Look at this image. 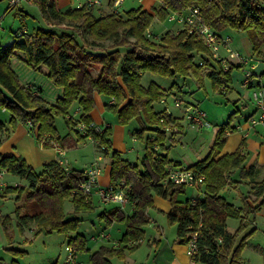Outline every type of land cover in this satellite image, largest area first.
<instances>
[{"label":"trees","instance_id":"trees-1","mask_svg":"<svg viewBox=\"0 0 264 264\" xmlns=\"http://www.w3.org/2000/svg\"><path fill=\"white\" fill-rule=\"evenodd\" d=\"M29 1L38 5L49 28L20 29L14 32L11 44L0 47V105L10 111V124L15 127L29 120L38 143L43 144L45 137L55 138L60 143L64 139L57 132L56 115L69 116L67 121L76 132H80L76 124L83 121L87 131L79 135V140L92 137L98 150L103 147L101 152L111 153V182L132 183L130 198L135 207L126 218L127 227L120 244L100 246L91 254L90 264H113L112 258L124 259L127 252L139 247L155 194L170 201L168 222L177 225L180 243L188 244L197 234V250L193 255L196 262L245 264L241 249L256 228L249 229L240 240L239 231L228 230L227 219L240 218V228L255 221V215L264 207V176L258 179L259 167L255 164L245 166L247 155L243 144L231 153L220 155L228 137L226 130L232 129L228 120L219 128L209 154L188 166L205 176L200 195L191 197L187 192L192 187L171 182L167 178L168 169L181 164L158 149L161 145L166 150L162 142L168 135L164 126L169 120L162 122L159 116L162 110L154 108V103L161 101L168 91L154 82L145 87L142 75L146 71L171 77L193 75L202 83L206 72L214 87L229 83L231 70L223 71L220 62L210 58L203 41L187 30L179 33L168 30L159 40L148 37L146 30L155 17L165 20L171 12L197 4L206 23L219 32L227 29L246 32L257 51L264 44V0H160L163 5L155 13L141 5L111 13L113 0L108 11L101 13H97L96 7L63 10L58 0ZM107 41L111 43L104 44ZM13 58L23 59L33 70H46L54 84L62 88L55 103L45 99L41 87L34 91L31 86L20 83L12 68ZM201 60L204 64H200ZM96 94L112 98L105 108L117 114L119 124L126 125L132 119L139 122V127L130 133L132 138L146 143L141 164L130 162L114 149L112 127L101 131L94 128L92 111L96 107ZM75 102L82 111L78 119L69 113ZM235 114L234 111L230 116ZM147 131L156 132V137L146 136ZM6 132V123L0 118V146ZM238 169L251 186L250 191L241 196L240 206L222 194L224 188L236 183L233 177ZM1 171L10 172L28 184L23 202L15 210L21 230L35 224L37 232H77L70 237L69 244L77 252L89 251L88 238L78 233L81 219L68 217L63 209L64 200L69 197L77 210L94 208L91 199L79 190L86 179L83 170H69L60 161L53 160L37 171L24 157L3 155L0 151ZM24 188L25 185H7L5 193L18 191L20 199ZM100 217L107 218L109 224L114 219H124L119 208L102 211ZM8 219L6 217L4 222ZM129 243L133 244L129 246Z\"/></svg>","mask_w":264,"mask_h":264},{"label":"rangeland","instance_id":"rangeland-1","mask_svg":"<svg viewBox=\"0 0 264 264\" xmlns=\"http://www.w3.org/2000/svg\"><path fill=\"white\" fill-rule=\"evenodd\" d=\"M2 1L4 3L9 2L8 0ZM24 2L27 1L19 3L13 8L12 12H17V10L22 5L28 4ZM136 4L137 2L134 3V5ZM130 5L131 2L126 1L124 3L123 9H126V7H129ZM29 7V16H27L28 21H22L20 18H18L13 27L14 31L23 28L31 30L34 27L46 29L49 28L47 22L44 19L38 17V5H29ZM174 24L175 23L170 22L168 18L161 20L158 17H155L150 26V30L158 35H154L155 38L153 39L159 40L160 37L163 36L168 30H170V32H175L174 30H171ZM228 32L231 35H234V33L237 34L239 31L228 29ZM110 43V41L104 42L106 45ZM12 68L17 73L21 84L29 85L30 83H36L37 85H40L42 87V94L49 103H55L57 97L62 94V88L54 84L52 79L47 76L46 70L42 72L33 70L21 58L12 59ZM236 69L239 70V73L243 78V68L236 67ZM152 82L160 85L163 89H165V92H170L167 97V104H163L161 101L155 102V110H164L166 106L169 109L168 111L172 112L175 117H177V121L172 123L174 129H176L174 132L175 138L172 140L170 138L171 132L168 133L169 135H167L166 138L168 142H166V144V140L162 142L164 146L166 145V150H164L165 148L161 147V145H158V149L160 151H167L171 157L176 160H180L181 163L186 167L207 156L214 145L217 131L224 123H226L228 120H231V124H237L239 121H245L250 110L255 107V103L253 104L254 101L251 99L253 93L252 89L244 88V98L242 101H238L235 99L236 95H230V92H228L229 88L227 92L224 93L220 86L214 87L211 79L208 76H206V78L204 77L203 82L200 83V81L197 80L193 75H189L184 78L180 75L175 77L165 76L152 71H146L143 73L142 84L147 87ZM103 96L104 98L107 97L104 94ZM176 96L183 98V100L186 102L198 104L203 110L206 111L207 116L204 126H194L187 122L186 118L184 117V110L182 108L176 107L174 104V99ZM243 102H245L247 106H243ZM77 107L78 102H75L72 105L69 113L71 115L73 114L74 116ZM235 110L237 113L233 116H230ZM0 117L4 121L9 120L11 117L10 111L1 105ZM79 117L75 116L77 119ZM105 117L110 119L113 129L115 125L119 124L118 116L113 111L107 110ZM55 124L57 132L61 136H65L68 133L73 137L77 136L70 127L67 121V116L61 114L56 115ZM123 126H125L124 132L122 129L117 132V142L120 145L119 148H125L123 155L132 162L140 161V159L146 153V143L142 140L132 138L130 133V130L139 127V122L136 119H132L128 124ZM257 127L258 129L262 128L260 125ZM146 136L156 137V132L147 131ZM262 136L264 137V133H262ZM98 152L99 154L103 155V152L99 150ZM93 155L95 156V149L92 143L87 142L81 144L79 145V148H73L66 151L65 165L71 169H82V165L89 161ZM261 158H264V147L261 149ZM258 167L259 174L257 177L259 180H261L264 176V167L261 165H258ZM239 171L240 170L236 171L237 174L235 173L236 178H240V180L244 182L238 183L237 188H225L222 191V194L228 200L234 202L236 206L241 205V196L243 194H247L248 189H251V186L247 183V181H249L248 178L240 177ZM3 183L6 185H3ZM7 185L11 187L25 185L21 198H18V191L5 193V188ZM231 185H233V182ZM27 186L28 184L25 180L10 172L3 171V177L0 181V264H50L54 261H58L59 264H66L68 254L66 251V246L69 244L70 236L72 234H64L59 232L47 233L45 231L37 232L35 224L24 230L19 228L18 218L15 210L19 203L23 202V199L28 191ZM187 193L188 195H196L198 191L188 189ZM92 196L94 205L93 209L77 210L73 203L72 197L66 198L63 203L64 212L68 217H77L81 219L78 232L84 234L89 239V242L92 240V235L96 232V230L100 229V225H104V222L100 221V212L105 209V207L107 209H111L118 206V204L115 202L102 201L100 196L96 193ZM168 202L170 203L169 200ZM147 213L148 216H165V219L167 216V214L162 212V210H159L157 207H155V201L154 206L149 208ZM6 217L9 219L4 222ZM252 218L254 217L251 216L250 219L252 220ZM254 219L255 221H252L249 226L240 228L241 219L229 217L227 219L228 230L231 232L239 231V238L241 240L244 236H246L249 229L256 228L247 237V241L243 245L240 254L245 264H264V214H260L258 212ZM112 228L114 227L112 226ZM112 232L116 235L118 231L113 229ZM140 252L141 253L137 257L139 261L142 262L146 259V253L144 251ZM80 257L85 260L86 264L89 263L88 255H83V253H80ZM113 263L126 264V260L124 261L123 259L115 257ZM149 264H153V262H150Z\"/></svg>","mask_w":264,"mask_h":264},{"label":"crops","instance_id":"crops-1","mask_svg":"<svg viewBox=\"0 0 264 264\" xmlns=\"http://www.w3.org/2000/svg\"><path fill=\"white\" fill-rule=\"evenodd\" d=\"M104 1H105L104 6H102L101 8L99 7L97 10V13L108 11V6H107L108 3H106L108 2V0H104ZM126 1L131 2V5L129 7H126V9L141 5L143 6L144 9L151 11L153 13H155V10L159 9L163 5V2H161L160 0H126ZM135 2H137L138 5L137 4L134 5ZM24 3H28V4L22 5L17 10V12H12L13 8H9V2L8 3H4L3 1L0 2V47L6 46L12 43L13 34L15 31H18V30L14 31L13 27L18 18H20L22 21H26L28 19L27 16H29V11H30L29 5L37 6V4H34L33 2L29 0H27V2H24ZM75 4H76V0H58V5L63 10L69 7H75ZM37 9H38V17L44 19L39 7ZM176 28H177V25L174 24L171 30L175 31ZM23 29H26V28H23ZM222 33H225L231 36L232 45L234 49L239 50L242 53L246 55H250L255 58V61L257 62V73L260 75L261 82L263 84L264 44H262L259 47V49L255 51L253 48V44L246 32H238L237 34L234 33V35H231L227 29ZM154 35H158V34L154 32ZM204 74H205L204 77L206 78L207 73L204 72ZM228 84H229L228 92H230V95L231 94L236 95L235 99H237L238 101H242L244 98V92H243L244 88L251 89V88H246L242 85V77L239 73V70H237L236 68L231 70V80ZM28 86H31L34 91L37 90V87H41L40 85H37L36 83H30ZM251 99L253 100L252 96H251ZM95 101H96V107L92 111L94 125L100 126L106 122L111 123L110 119H107V117H105L106 112H107L105 108V104L111 103L112 98L108 96L104 98L103 94H96ZM242 105L247 106L245 102H243ZM168 112H169L168 115L171 117V120L173 122H176L177 117H175V115L172 112L170 111ZM235 112L237 113L236 110ZM81 113L82 111L80 109V106L78 105L77 110L74 113V117L75 116L79 117ZM256 114H257V109L255 105V107L251 109L250 112L248 113L245 121H239L237 124L236 123L231 124L232 129L226 130V134L228 135V137H227V141L220 155L231 153L235 151L236 149L242 147V144H243V151L247 155L245 166L248 167L252 164H255L256 166L261 165L264 167V158H261V149H263L264 147V137L262 136V133H264V131L262 128H260L263 131L262 132L260 129H258L257 127L258 125L253 126L250 122V118ZM10 119L11 117L9 118V120L5 121L6 126L8 128V132L5 133L6 134L5 139L2 145L0 146V151L3 155H20L24 157L26 161L30 165H32L37 171H40L45 163L53 161V160L61 161L62 165L66 169L70 170L71 168L65 165L66 164V159H65L66 151H68L69 149H73V148H79V145L90 142L94 145L95 156L93 155L94 157L92 156V158L89 161H87L86 163L82 165L81 167L82 169H79V170H84L85 168L90 166L96 159L101 157V163H102L103 169L99 177V182L102 185L111 183V169H112L111 153L109 155H106L105 153H103V155L99 154L98 147L91 137H88L85 140H79V135L82 133L76 132L75 129L72 128L73 132H75L77 136L73 137L69 133L65 136H62L64 137V139L61 145L65 150V154L60 155L53 147L44 146L38 143V140L34 134L33 127L30 123H28L27 121L19 122L15 127H13L10 124ZM111 127L113 131L112 137H111L113 147L114 149L118 150L124 157L123 151L125 148L124 147L123 148L120 147L121 149L119 148L120 145L117 142V138H118L117 132L120 129H122V131L124 132L125 126L121 124H117L115 125L114 129H113V126ZM171 134L172 133H170V138L173 140L175 138V135L174 133L172 135ZM121 135H122V132H121ZM166 142H168V140L165 141V144ZM162 152L167 153L170 159L176 162H179L181 164L180 166H184L180 160H176L173 157H171L167 151L162 150ZM124 158L128 159L126 157ZM142 159L143 157L140 159V161H137V162H132L130 159L128 160L132 163L141 164ZM236 174L233 177V181H236V183H233V185L227 186L226 189H230L231 187L237 188L238 183L244 182L240 180V178H236ZM2 177H0V181ZM3 185H6V184L3 183ZM200 187L201 186L192 187L193 191L194 190L198 191V193H196V195L193 194L190 196L195 197L197 195H200V192H201ZM249 191L250 189H248V192ZM89 199H91L92 201L93 196H91ZM154 201H155V207H157L159 210H162V212H164L165 214L169 212L171 205L167 199L163 198L162 196L155 195ZM240 203L242 204V201ZM134 207H135L134 202H131L123 207L118 204V206L111 208V210L119 208L122 212V215L124 216V219H120V218L114 219L110 224L108 223L107 218L100 217V221L104 222V225H100V229H97L96 232L92 235V240H90V242L88 239L89 251L83 253V255L89 256L88 264H90L91 254L95 252L100 246L105 245V246L116 247L120 244V239L122 235L124 234V232L126 231V227H127L126 218H128L133 213ZM108 210L110 209H107L105 207V209H103L102 211H108ZM259 213L264 214V207L259 211ZM164 217L165 216L159 217L157 215L149 216V223L144 227L145 235L140 240L139 247L133 252H127L126 257L123 259L124 261L126 260V264H149L150 262H153V264H203L200 262H196L188 254V245L180 243L177 239V225L170 224L168 222V217L166 216V219ZM111 218L112 216L109 217V219ZM112 226L114 228H112ZM113 229H116V231H118L116 235L113 234L112 232ZM76 234L77 232L72 233L71 236H75ZM132 244L133 243H129L128 245L131 246ZM140 251H144L146 253V259L142 262L139 261L137 257L141 253ZM80 253L81 252H78L77 254L78 259L83 264H86L85 260L80 257ZM114 258H112V262ZM39 264H42V263H39ZM50 264H59V262L54 261L53 263H50Z\"/></svg>","mask_w":264,"mask_h":264},{"label":"built area","instance_id":"built-area-1","mask_svg":"<svg viewBox=\"0 0 264 264\" xmlns=\"http://www.w3.org/2000/svg\"><path fill=\"white\" fill-rule=\"evenodd\" d=\"M9 8H14L19 3L27 0H8ZM111 0H108V4ZM126 0H113L111 13H119L123 10V6ZM104 0H76L75 7H96L101 8L104 6ZM170 22H174L177 25L175 33H179L181 30H187L189 34L194 35L197 39L202 40L207 49L210 52V58L215 62H220L223 71L227 72L236 67H242L244 76L242 78V85L246 88L253 90L252 98L256 105L257 114L250 118V122L253 126L260 125L264 131V85L261 82V77L257 73V62L255 58L242 53L239 50L234 49L232 45V38L230 35L222 33L214 29L211 25L205 22L200 6L193 4L184 10L171 12L168 16ZM148 37H154V32L148 28L146 30ZM234 60V61H232ZM200 64H204L201 60ZM221 89L224 93L229 88L228 82H222ZM170 92H167L161 99L163 104H167V97ZM176 107L184 110V117L191 125L204 126L207 113L198 104L186 102L183 98L176 96L174 99ZM168 107L165 106L159 114L160 120L166 122L164 129L168 133H174L176 129L172 126L173 121L168 115ZM28 123H32L28 120ZM96 130H104L107 127H111L109 122L100 126L93 125ZM76 128L85 134L87 131V125L83 121H79L76 124ZM92 138V137H91ZM93 139V138H92ZM94 140V139H93ZM95 142V140H94ZM43 144L53 147L60 155L65 154V150L61 143L52 137H45L42 140ZM42 144V145H43ZM103 147L99 150L102 151ZM62 164V162L60 161ZM101 157L96 159L90 166L85 168L84 174L86 179L79 185V190L85 193L89 198L93 195L94 191L100 196L104 202H115L120 206H126L131 203L130 192L132 190V183L126 180H121L116 183H108L102 185L99 182V177L102 173ZM3 176V171L0 172V177ZM167 178L176 184H184L189 187H199L205 179L204 175H200L193 169L186 166H175L168 169ZM197 234H194V238L188 245V254L193 258L195 251L197 250L196 244ZM67 251V264H83L78 259L77 250L70 244L66 246ZM45 264V263H42Z\"/></svg>","mask_w":264,"mask_h":264},{"label":"water","instance_id":"water-1","mask_svg":"<svg viewBox=\"0 0 264 264\" xmlns=\"http://www.w3.org/2000/svg\"><path fill=\"white\" fill-rule=\"evenodd\" d=\"M2 0H0V2H1Z\"/></svg>","mask_w":264,"mask_h":264}]
</instances>
